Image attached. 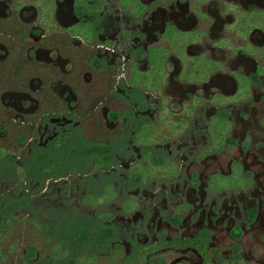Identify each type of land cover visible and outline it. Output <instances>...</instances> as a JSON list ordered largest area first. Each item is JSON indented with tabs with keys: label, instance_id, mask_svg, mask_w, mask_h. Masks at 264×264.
I'll list each match as a JSON object with an SVG mask.
<instances>
[{
	"label": "flooded vegetation",
	"instance_id": "af4514ba",
	"mask_svg": "<svg viewBox=\"0 0 264 264\" xmlns=\"http://www.w3.org/2000/svg\"><path fill=\"white\" fill-rule=\"evenodd\" d=\"M7 202L0 264H264V0H0Z\"/></svg>",
	"mask_w": 264,
	"mask_h": 264
},
{
	"label": "rangeland",
	"instance_id": "374dc122",
	"mask_svg": "<svg viewBox=\"0 0 264 264\" xmlns=\"http://www.w3.org/2000/svg\"><path fill=\"white\" fill-rule=\"evenodd\" d=\"M7 205L0 204V219L5 215L4 208H8L11 206V204L9 205L8 202H7ZM16 210H18V209H14L13 212H18ZM23 239H24V237L22 236V232L19 229L15 230L11 235V243H13V244L20 243V242H22Z\"/></svg>",
	"mask_w": 264,
	"mask_h": 264
},
{
	"label": "trees",
	"instance_id": "16d2710c",
	"mask_svg": "<svg viewBox=\"0 0 264 264\" xmlns=\"http://www.w3.org/2000/svg\"><path fill=\"white\" fill-rule=\"evenodd\" d=\"M2 234H4L3 227H1V229H0V235L2 236Z\"/></svg>",
	"mask_w": 264,
	"mask_h": 264
}]
</instances>
